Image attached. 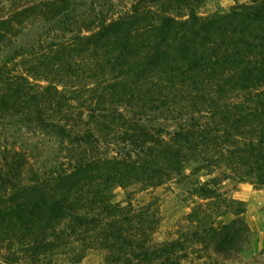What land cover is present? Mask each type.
I'll list each match as a JSON object with an SVG mask.
<instances>
[{
    "label": "trees",
    "instance_id": "obj_1",
    "mask_svg": "<svg viewBox=\"0 0 264 264\" xmlns=\"http://www.w3.org/2000/svg\"><path fill=\"white\" fill-rule=\"evenodd\" d=\"M204 1L2 3L0 264L243 249L245 202L224 183L264 186V0L213 15L196 11ZM168 183L194 199L157 241V206L115 188Z\"/></svg>",
    "mask_w": 264,
    "mask_h": 264
},
{
    "label": "rangeland",
    "instance_id": "obj_2",
    "mask_svg": "<svg viewBox=\"0 0 264 264\" xmlns=\"http://www.w3.org/2000/svg\"><path fill=\"white\" fill-rule=\"evenodd\" d=\"M4 1L12 0H0V7ZM14 1L18 3L32 0ZM113 1L117 4V10H124L136 0ZM249 2L250 0H205L195 9L202 15H213L228 12L234 5H243ZM224 188H229L234 198L245 202L244 218L251 228L250 236L243 249L231 257L225 258L214 254L203 255L193 264H264V186L257 188L249 182L226 181ZM127 192L131 193L135 203L151 202L153 206H157L161 217L155 235L157 241L174 237L177 226L186 224L184 217L190 212L191 201L194 199H190L188 194L181 192L175 183H168L147 190H141L138 185H132L126 189L116 187L115 200H124ZM228 218L229 216L222 217V219ZM78 264H103L102 254L100 251L90 250Z\"/></svg>",
    "mask_w": 264,
    "mask_h": 264
}]
</instances>
